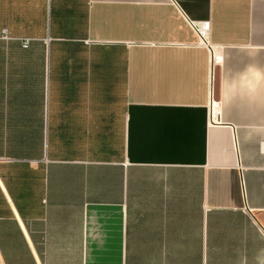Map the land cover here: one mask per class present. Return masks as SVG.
I'll list each match as a JSON object with an SVG mask.
<instances>
[{
    "label": "crops",
    "instance_id": "crops-1",
    "mask_svg": "<svg viewBox=\"0 0 264 264\" xmlns=\"http://www.w3.org/2000/svg\"><path fill=\"white\" fill-rule=\"evenodd\" d=\"M0 264H264V0H0Z\"/></svg>",
    "mask_w": 264,
    "mask_h": 264
},
{
    "label": "built area",
    "instance_id": "built-area-1",
    "mask_svg": "<svg viewBox=\"0 0 264 264\" xmlns=\"http://www.w3.org/2000/svg\"><path fill=\"white\" fill-rule=\"evenodd\" d=\"M193 28L196 30L200 38H206L209 32L210 23L206 22H192ZM30 40L26 39L24 41V46L27 47L29 45Z\"/></svg>",
    "mask_w": 264,
    "mask_h": 264
}]
</instances>
